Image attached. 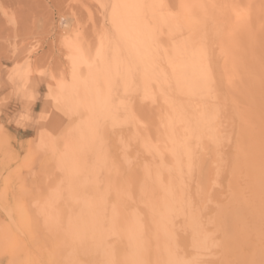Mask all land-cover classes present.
Instances as JSON below:
<instances>
[{"label":"bare ground","instance_id":"1","mask_svg":"<svg viewBox=\"0 0 264 264\" xmlns=\"http://www.w3.org/2000/svg\"><path fill=\"white\" fill-rule=\"evenodd\" d=\"M96 1L110 29L94 50L68 43L71 80L48 93L76 123L62 138L41 131L63 179L23 203L41 233L27 264H264V149L234 135L215 66L236 71L249 8ZM135 92L156 109L148 120Z\"/></svg>","mask_w":264,"mask_h":264},{"label":"rangeland","instance_id":"2","mask_svg":"<svg viewBox=\"0 0 264 264\" xmlns=\"http://www.w3.org/2000/svg\"><path fill=\"white\" fill-rule=\"evenodd\" d=\"M240 1L249 8L251 19L237 35V69L232 75L219 60L215 66L226 79L227 114L234 135L245 147L264 149V0ZM108 26L106 10L96 0H0V93L6 91L0 94V109L11 101L17 104L15 120L0 118V264H27L40 257L41 233H30L23 203L28 197L34 201V191V198L45 199L63 179L40 134L62 138L76 123L75 115L57 109L48 93L56 90L55 84L71 80L68 43L78 35L94 50L99 33L108 31ZM128 99L147 120L155 115L156 109L139 93ZM27 123L32 128L28 136L14 137L8 130L9 125L24 129ZM32 207L36 209L35 204ZM11 216L18 225L11 227Z\"/></svg>","mask_w":264,"mask_h":264},{"label":"crops","instance_id":"3","mask_svg":"<svg viewBox=\"0 0 264 264\" xmlns=\"http://www.w3.org/2000/svg\"><path fill=\"white\" fill-rule=\"evenodd\" d=\"M6 91H4L3 93H0V94H5ZM39 93H41V91H39ZM40 100L39 98L37 99L36 103H35V106H34V109L33 111L35 112L36 111V108L38 107V104H39ZM17 106V104L14 102V101H11V102H8L7 105H5V107H2L0 110V118L4 119V120H9V119H12V120H15L17 118V112H16V109L15 107ZM15 123V122H13ZM9 124H7V127H8ZM31 125L30 123H27V127L22 129H16V128H13V127H8V130L10 131V133L14 136V137H18L20 136L22 138V135L26 136L30 130H31ZM28 136V135H27Z\"/></svg>","mask_w":264,"mask_h":264}]
</instances>
